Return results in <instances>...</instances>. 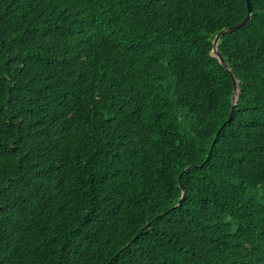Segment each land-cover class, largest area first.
I'll return each instance as SVG.
<instances>
[{"label": "trees", "instance_id": "obj_1", "mask_svg": "<svg viewBox=\"0 0 264 264\" xmlns=\"http://www.w3.org/2000/svg\"><path fill=\"white\" fill-rule=\"evenodd\" d=\"M249 3L0 0V264H264Z\"/></svg>", "mask_w": 264, "mask_h": 264}, {"label": "water", "instance_id": "obj_2", "mask_svg": "<svg viewBox=\"0 0 264 264\" xmlns=\"http://www.w3.org/2000/svg\"><path fill=\"white\" fill-rule=\"evenodd\" d=\"M246 2V7H247V15L246 17L237 25L235 26H232V27H229L227 29H224L222 30L221 32H219L213 39V47H212V54L213 56L219 61V63L224 67V69L230 73V69L228 67V65L226 64V62L223 60L221 54L218 52V43H219V40L220 38L225 35V34H228V33H231V32H234L242 27H244L247 22L249 21L250 19V16H251V7H250V3H249V0H245ZM231 75V78H232V85H233V96H232V100H231V110H230V115L233 111V108L236 104V101H237V94H238V89H237V82H236V79L234 78V76H232V74L230 73ZM191 167L187 168L185 171L189 170ZM178 185H179V188H180V191H181V195H180V198H179V201H178V204L175 206V207H179L181 202H182V199H183V196L185 194V189L182 185V182H181V177H178ZM148 224L144 226V228L140 231V234L143 233V231L145 229H148Z\"/></svg>", "mask_w": 264, "mask_h": 264}]
</instances>
